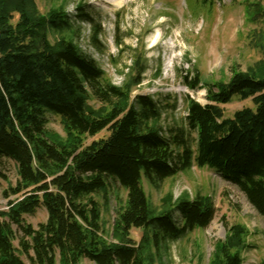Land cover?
<instances>
[{"label": "trees", "instance_id": "trees-1", "mask_svg": "<svg viewBox=\"0 0 264 264\" xmlns=\"http://www.w3.org/2000/svg\"><path fill=\"white\" fill-rule=\"evenodd\" d=\"M62 1L41 14L34 0H0V181L2 161L13 162L17 181L3 196H18L0 211V264L160 262L172 243L207 228L215 208L210 197L182 192L174 199L168 192L157 209L143 181L158 190L193 166L235 185L264 219V5L249 3L245 12L262 25L252 40L262 59L245 71L231 66L227 82L205 88L207 104L186 98L181 126L164 129L160 105L149 95L131 96L143 81L142 57L120 86L113 84L74 42L68 0ZM83 7L76 6L77 19L92 21ZM100 32L93 29V45ZM51 34L58 36L53 42ZM233 98L253 106L226 117L221 106ZM46 114L60 117L64 137L48 131ZM104 130L106 138L85 144ZM110 182L125 192L112 242L103 237L94 199L102 194L108 202ZM39 208L46 221L34 228L25 217ZM132 230H141L138 242ZM247 237L243 224H225L208 264H243Z\"/></svg>", "mask_w": 264, "mask_h": 264}, {"label": "rangeland", "instance_id": "rangeland-1", "mask_svg": "<svg viewBox=\"0 0 264 264\" xmlns=\"http://www.w3.org/2000/svg\"><path fill=\"white\" fill-rule=\"evenodd\" d=\"M34 1L41 14L64 3L62 0ZM67 2L66 13L75 30L74 42L113 84L120 86L128 77V68L136 55L142 57L146 65L143 81L132 89L131 96H151L162 109L161 125L164 129L181 126L187 113L186 98L207 104L205 88L212 83L227 82L231 66L245 71L262 59L260 49L254 46V33L262 25L249 22L245 12L249 3L264 5V0H208L206 4L201 0ZM79 3L83 4V11L92 21L77 19L76 6ZM95 27L101 30L97 45L91 40ZM56 37L51 34L49 39L53 42ZM192 83L194 88L188 87ZM91 104L98 106L92 101ZM252 106L251 100L233 98L221 108L226 117H232L236 111ZM46 120L48 131L65 136L60 117L46 114ZM107 136L108 132L104 130L95 137H87L85 144ZM1 167L6 181H0V211H5L8 201L18 197L6 199L3 196L9 186H15L17 172L15 164L8 160L2 161ZM143 186L150 204L157 209L168 192H172L174 199L182 192H187L191 198L196 195L210 197L215 208L214 219L207 228L195 230L172 243L169 252L155 264H208L214 242L224 238L225 224L235 223L243 224L248 230V247L241 252L243 264L264 263V219L243 193L216 171L193 166L162 183L158 190L144 181ZM94 199L100 205L103 237L112 242V225L125 192L117 183L110 182L108 202L102 194ZM25 221L36 228L46 221V211L39 208L34 216H26ZM141 234V230H132L131 238L138 242ZM14 244L17 248V243ZM21 259L26 262L24 256ZM82 264L92 263L83 260Z\"/></svg>", "mask_w": 264, "mask_h": 264}, {"label": "bare ground", "instance_id": "bare-ground-1", "mask_svg": "<svg viewBox=\"0 0 264 264\" xmlns=\"http://www.w3.org/2000/svg\"><path fill=\"white\" fill-rule=\"evenodd\" d=\"M107 2H109L110 4H115V3H112V2H110V1H107ZM117 4H119V3L117 2L115 5H117Z\"/></svg>", "mask_w": 264, "mask_h": 264}]
</instances>
